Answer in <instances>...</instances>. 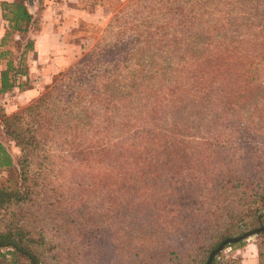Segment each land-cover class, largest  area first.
<instances>
[{
    "label": "rangeland",
    "instance_id": "obj_1",
    "mask_svg": "<svg viewBox=\"0 0 264 264\" xmlns=\"http://www.w3.org/2000/svg\"><path fill=\"white\" fill-rule=\"evenodd\" d=\"M95 4L105 6L100 21L66 31L57 54L39 64L38 97L59 86L29 184L32 219L46 221L47 247L63 255L48 264H173L152 258L153 246L200 228L215 239L264 226L252 216L239 224L225 218L237 212L236 170L263 176L264 0L80 5ZM43 22L39 14L36 33ZM6 45L20 58L23 46ZM52 63L60 70L42 78ZM21 178L14 168L0 183L17 188ZM257 243L258 235L229 244L211 264L239 257L245 245L258 254ZM0 262L35 264L14 255Z\"/></svg>",
    "mask_w": 264,
    "mask_h": 264
},
{
    "label": "trees",
    "instance_id": "obj_2",
    "mask_svg": "<svg viewBox=\"0 0 264 264\" xmlns=\"http://www.w3.org/2000/svg\"><path fill=\"white\" fill-rule=\"evenodd\" d=\"M34 2H39L41 5L43 0H14L1 3L3 18L10 23V31L3 39L2 44L12 41L18 47L23 46V51L20 58L17 57L19 59L17 63L14 54L9 57L7 68L2 72L0 78V95L7 94L15 88L22 89L26 85L23 79L28 74L26 60H28L29 53L34 51V39L32 38L29 42L27 39L34 35L39 28V14L42 20L41 12L34 15L29 10L28 6ZM83 2L84 0H80V4ZM82 8L93 11L99 8L104 9L105 6L95 4L82 6ZM15 34L19 35L18 40H15ZM7 53L9 54L10 51L2 52L1 56H5ZM24 62L26 63L23 64ZM58 89L57 84L28 106L18 109L11 115L4 116L1 120L0 134L4 138L2 140L0 138V171L5 172L18 168L22 178L21 184L17 188L0 183V259L6 258L7 255H14L26 258L31 263L48 264V260L55 261L63 257L55 248L47 247L50 233H47L49 225L46 221L42 218L38 221L32 219L35 214L30 208L34 205L35 197L32 194L36 187L29 186L30 169H33L32 155L38 149L39 153L41 152L40 145L44 133L48 132L47 128L49 127L47 126L50 125L46 122V117L48 111L56 107L55 104L57 105L52 101V98H54L53 92ZM10 144H14V147L20 150V155L16 158L10 149ZM261 166L263 176L259 179L246 178V171L236 170L239 173L238 182L235 186L230 185V187L237 199V212H231L225 216L231 223L239 224L250 216L253 218L252 225L259 226L264 222V217L261 216V212L264 211V162ZM222 182L223 180L220 183ZM43 191H39V196L46 194V191ZM210 215L214 216V212L209 211L207 216ZM208 227L210 228V224ZM201 231L202 228L187 235L184 233L174 235L173 243L168 237L167 242L153 246L152 258L161 255L160 257L167 258L173 264H190V261L198 258V262L203 261V264H207L211 252L227 239V236L223 233L218 234L219 236L215 240L212 235H207L206 232L202 235ZM89 240L92 243L96 239L90 237ZM40 247H44V249L39 251ZM58 249L60 250L59 247ZM55 250L57 252H50ZM257 252L258 264H264V231L258 235ZM239 263L238 259L227 262V264Z\"/></svg>",
    "mask_w": 264,
    "mask_h": 264
},
{
    "label": "crops",
    "instance_id": "obj_3",
    "mask_svg": "<svg viewBox=\"0 0 264 264\" xmlns=\"http://www.w3.org/2000/svg\"><path fill=\"white\" fill-rule=\"evenodd\" d=\"M3 1L12 2L14 0H0V78L2 72L6 70L9 61V58L1 56L2 52L9 50V57H11L14 52L16 57L15 62L17 63L19 61L15 47L6 45V42L2 44L3 39L10 31V23L3 18L1 8V3ZM28 7L30 12L34 15L41 12L44 22L41 25L40 32L33 36L34 51L28 56L27 60L28 74L23 79L25 83H29L22 89L15 88L7 94L0 95V100L6 98L5 101L7 104L4 102V106L6 107L8 115L30 104L39 96V64L47 61L48 58L50 59L51 55L55 56V54H57V49H59L62 44L61 37H63L66 31L78 30L82 24L99 22L103 14L102 9L95 11L84 10L80 5V0H43L41 5L39 2H34ZM14 38L18 40L20 37L18 34H15ZM64 45L66 46V43H64ZM6 46L8 48H6ZM55 60H57V58ZM64 61L65 64L71 62V55L64 56ZM54 64L52 63L50 67L41 71L42 78L53 76L60 70L58 67L53 70ZM1 174L2 171H0V176ZM237 253L239 257H234L233 259L240 260L239 264H254L255 261H257L258 264V254L255 253L253 245H245L237 251Z\"/></svg>",
    "mask_w": 264,
    "mask_h": 264
},
{
    "label": "water",
    "instance_id": "obj_4",
    "mask_svg": "<svg viewBox=\"0 0 264 264\" xmlns=\"http://www.w3.org/2000/svg\"><path fill=\"white\" fill-rule=\"evenodd\" d=\"M264 231V226L246 232L245 234L235 237L225 239L215 250H213L209 256L207 264H211L212 261L218 257V255L225 249V246L229 244L240 243L242 241H247L248 239L254 238Z\"/></svg>",
    "mask_w": 264,
    "mask_h": 264
}]
</instances>
